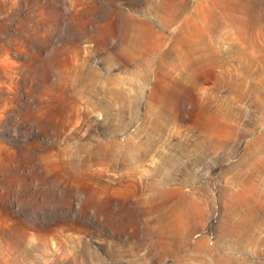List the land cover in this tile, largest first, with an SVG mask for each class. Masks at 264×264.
<instances>
[{"label": "rangeland", "instance_id": "obj_1", "mask_svg": "<svg viewBox=\"0 0 264 264\" xmlns=\"http://www.w3.org/2000/svg\"><path fill=\"white\" fill-rule=\"evenodd\" d=\"M232 263L264 264V0H0V264Z\"/></svg>", "mask_w": 264, "mask_h": 264}, {"label": "bare ground", "instance_id": "obj_2", "mask_svg": "<svg viewBox=\"0 0 264 264\" xmlns=\"http://www.w3.org/2000/svg\"><path fill=\"white\" fill-rule=\"evenodd\" d=\"M224 258V257H223ZM219 262V261H218ZM233 264V263H232Z\"/></svg>", "mask_w": 264, "mask_h": 264}]
</instances>
